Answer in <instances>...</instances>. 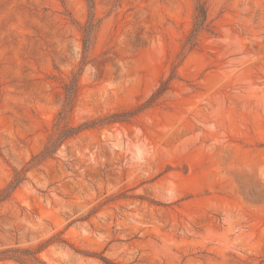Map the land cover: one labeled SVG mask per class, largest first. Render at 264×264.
I'll return each instance as SVG.
<instances>
[{"label": "rangeland", "instance_id": "rangeland-1", "mask_svg": "<svg viewBox=\"0 0 264 264\" xmlns=\"http://www.w3.org/2000/svg\"><path fill=\"white\" fill-rule=\"evenodd\" d=\"M17 173L0 264H264V0H0Z\"/></svg>", "mask_w": 264, "mask_h": 264}, {"label": "trees", "instance_id": "trees-1", "mask_svg": "<svg viewBox=\"0 0 264 264\" xmlns=\"http://www.w3.org/2000/svg\"><path fill=\"white\" fill-rule=\"evenodd\" d=\"M205 20H206V6H205L204 2L197 1L196 5H195V13H194V17H193V26H192L191 34L189 35V38L187 41L188 43L192 42L195 32L204 26ZM92 28H93V23L91 21L87 22L82 27L83 49L86 47V45L89 41ZM72 83H73L72 85L74 86L75 80H72ZM158 91L161 92V88H159ZM66 92H67V98H70L71 94L73 92V87H68L66 89ZM60 123H61V119L59 117V119L55 123L58 131L53 136L49 137L47 144L45 145V147L41 153H44V154L49 153L51 151V149L54 148L55 145H57V143L59 142L60 139L63 140L65 138H68L71 135L78 133L81 129L88 126V125H79L77 127L66 126V125L62 126ZM20 180H21V178L18 175V173L13 176V179L9 182L7 187L5 189H3L4 192L6 191V195L4 194V196H2V197L0 196V201L9 195V192H11L19 184ZM9 258H12V257H9Z\"/></svg>", "mask_w": 264, "mask_h": 264}]
</instances>
